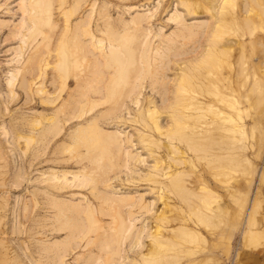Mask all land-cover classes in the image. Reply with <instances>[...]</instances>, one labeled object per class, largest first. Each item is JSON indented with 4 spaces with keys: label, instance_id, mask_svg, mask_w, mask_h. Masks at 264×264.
<instances>
[{
    "label": "rangeland",
    "instance_id": "obj_1",
    "mask_svg": "<svg viewBox=\"0 0 264 264\" xmlns=\"http://www.w3.org/2000/svg\"><path fill=\"white\" fill-rule=\"evenodd\" d=\"M181 1L0 0V264H264V0ZM97 62L116 74L94 105L105 79L84 80ZM92 120L142 158L89 136ZM53 172L89 180L56 192L43 181ZM108 183L150 203L136 215L148 226L140 250L121 223L131 201L104 202ZM50 199L95 208L61 261L39 249L76 223Z\"/></svg>",
    "mask_w": 264,
    "mask_h": 264
},
{
    "label": "bare ground",
    "instance_id": "obj_2",
    "mask_svg": "<svg viewBox=\"0 0 264 264\" xmlns=\"http://www.w3.org/2000/svg\"><path fill=\"white\" fill-rule=\"evenodd\" d=\"M80 1L81 0H73V4L76 5ZM221 1L224 2V0H221ZM181 2L182 3L183 2L185 3V0L184 1H181ZM186 12H189L190 13L191 11H189L186 8ZM88 14H86V13L83 14V16L80 18V20L78 21V23L75 25V26H77L76 29H78V28H84L85 25L88 24V22L90 21L87 18ZM168 18H169L170 21L174 22V24L176 25L175 27H178L177 30L187 29L189 27L188 25H184L183 24V22L185 21V19H184L182 13H180V11L178 9H174L173 12L170 13V15H169ZM141 19H142V17L135 18V19L133 18L130 21L133 20L135 23H137V25H140L139 22L141 21ZM195 21H198V20H195ZM201 25L204 26V27L206 26V24H201ZM205 29H208V26H206ZM148 34H149V31L142 30V29L140 30L139 40L142 41V45H143L142 50L146 54H148L149 51H152V49H153V48H150L151 44L147 40ZM89 35H90V38H93V33H91ZM160 35H161V31H159L156 34V36H160ZM144 36H145V39L143 38ZM118 38H121V36L119 35ZM72 40H74L73 37H72ZM95 42L96 41L92 42V44H90V45L94 46L95 49H97V47L95 46ZM96 43L97 44L99 43V47L98 48H100L102 43H100L99 40H97ZM116 49H117V47L115 45L109 44L108 51H105L104 52V50H102L100 52H102V54H103L104 57L107 56V59H108V56L109 55L112 56L113 53L116 51ZM158 49H159L158 47H154V52L157 51ZM70 55L73 58L75 57V48L74 49H70ZM138 66H140V65H138ZM93 67L89 71H87V73H86V79L84 81L88 84L93 79H97V78H100L101 80L105 79L104 85L102 87H99L98 88L97 97H95L91 102L89 101L90 103L96 105V104H98L105 97V94H106V91H107V87H108V81L112 77L113 78L115 77L116 72H114V74L111 73V72H108V73H110V75L109 76H106V73L103 70L100 69L99 62H97ZM139 71H141V68L138 69L137 72H139ZM138 77L139 76L136 73L135 74V77H134V81H136L138 79ZM123 79H128V78L126 76H124L122 78V80ZM134 81H133V83H134L133 87H136ZM68 84H69V82L66 83L67 88H69L70 90H72L71 87H68ZM87 91L90 92L91 91V87H87ZM89 96H91V95L89 94ZM70 97L72 98V95ZM139 102L141 103L140 100H139ZM146 102H147V104H150L153 101L151 99H149ZM131 103H138V99L137 98H134V100H131ZM197 104H201V102H198ZM141 110H146V113H144V115H148V116H151V114L156 113V111L148 110L147 107H146V109L143 108ZM141 115H142V112H141ZM142 120H144L143 117H142ZM93 121L94 120L88 122L86 128H84V129H87V132H88V135L89 136H91L94 139H104V138L108 137V142L114 143L115 144V147H116L115 150L118 153H121V155L123 157H125L126 160H128V159L131 160V159H134L135 157L138 158V159H140L141 156L139 155V152H137V151H136V153H133L136 156H133L130 152H128V153L125 152V150H124V152H122V149H121V141H120V138H118V136L121 134L120 131H118L116 128H114V130L112 129L111 131H109V132H111L112 135L111 134L106 135L104 133V131H102V129H100L99 126L97 124H95ZM148 128H151V126H148ZM154 128H156V131L159 132V134H163V135L165 134L164 135L165 137H169L167 135L168 134L167 133L168 130H166V132L163 133V132H161V128L158 125L157 126L155 125ZM144 135L145 134L142 133L140 136H144ZM169 139H170V137H169ZM170 140L172 141V139H170ZM148 144H157V143L154 142V141H148ZM132 146H133V144H132ZM172 147H173L174 150H176L174 146H172ZM124 164H125V162H124ZM69 174L71 176H66L65 173H63V174L61 173L60 174L58 172H53L50 175H48V177L43 178V181H47L48 182L47 186L49 188L51 187L52 189H54V191L59 192V191H61L63 189V187L67 183V181H70L73 185L78 186L79 183H81L80 181H88L89 180V179H86L85 177L82 178V177L78 176L77 173H69ZM180 174L181 173H178V172L177 173H173V174H171L169 176V179L172 178L173 176L175 178L176 177H179L178 175H180ZM105 186H106L107 195H106V197H104V202L111 201V200H113V202L114 201H116V202H122L124 200L129 201V202L131 201L130 203H128L129 204L128 205V208L124 211L125 212V216L123 215L124 217L122 218L121 223H123V227H124L125 231H129V230H132L133 231V232H131L132 233V239H133L132 245H134L133 247L135 248V251L136 250H140L141 247H142V244L141 245L139 244V239L141 238L142 235H144V233L147 232L148 226L147 225H144V223H141L140 225H142V226L138 227L136 225V221H139V219L137 218L138 216H136V215L139 212H140L141 215H143L145 212H148L150 210L149 209L150 203L149 204H146V203H141V201L140 202H138L136 200L133 201L134 196H136L135 193H133V192L128 193V192H124V191L122 192L117 187L112 186L110 183H108V185L105 184ZM170 188H171V186H170ZM78 202L79 201H77L75 203H71V202L70 203H67L63 199H50V203L55 207V209L57 210L58 213H64V215H66V212H71V213L73 212L74 215L72 216L73 217L72 219L76 223L75 226H73V227L70 226L69 233H68L67 236H65V239L63 241H59V242L53 243L54 245L52 244L48 248H45V247L41 246V248L39 249V250H50L54 254V256L56 258H58V261H61L60 258L65 253V252H63L61 250H65V243L67 242V240H70V238L71 239L74 238L72 236L69 238V235L73 231H75V230L79 231V233H82V229H83V234H85L84 228L86 227V225H83L80 222V220H82V219H88V221H91L92 220L93 222H95L94 221V219H95V216H94L95 208L92 207L91 204H88V205L82 207V206L79 205ZM97 209H98V211H99V213L101 215L105 213L104 212V209H103V204L102 203L98 205V208H96V210ZM119 214H120V211H119ZM99 222H102V220L98 221V224H100ZM109 223H110V221L108 222V224ZM176 225H177V227L173 228L174 227L173 226L172 228H169V230H177V229H180L181 227H184L183 225H181V222L177 223ZM107 244H109V243H106V246H107ZM111 244H112V242L109 245H111ZM52 246H54V247L57 246L58 249H53ZM101 246H103V244H101L99 247H101ZM113 247L114 246H112V248ZM97 248H98V246H97ZM140 257H141V255H140ZM124 260H126V259H123V261ZM96 261H97V259H96ZM118 264H121V263H118Z\"/></svg>",
    "mask_w": 264,
    "mask_h": 264
}]
</instances>
